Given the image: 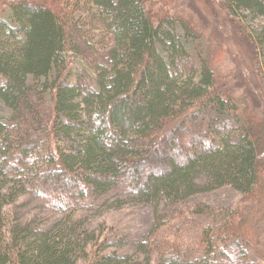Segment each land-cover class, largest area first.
I'll list each match as a JSON object with an SVG mask.
<instances>
[{"label": "trees", "instance_id": "trees-1", "mask_svg": "<svg viewBox=\"0 0 264 264\" xmlns=\"http://www.w3.org/2000/svg\"><path fill=\"white\" fill-rule=\"evenodd\" d=\"M78 1L111 43L105 63L78 58L77 5L0 8V264H247L264 220V116L217 70L218 31L150 0ZM218 1L264 82V0ZM226 187L249 204L199 200ZM112 193L152 209L142 258L106 251L118 240L77 215ZM24 195L61 219L9 212Z\"/></svg>", "mask_w": 264, "mask_h": 264}, {"label": "rangeland", "instance_id": "rangeland-1", "mask_svg": "<svg viewBox=\"0 0 264 264\" xmlns=\"http://www.w3.org/2000/svg\"><path fill=\"white\" fill-rule=\"evenodd\" d=\"M9 1L12 0H0V8ZM32 1L38 4L46 3L49 5L48 7L57 12L62 10L65 2H70V6H76L79 3L77 0ZM77 6L75 21L80 31V35L76 34V37H79L80 48L78 58L90 65L105 63L111 43L105 37L100 22L94 21L88 12L92 6L86 5L83 1H80ZM148 6H154L156 11L163 9L164 12H170V15L178 14L187 20L192 18L207 34L217 30L218 32L215 33L219 34L223 43V47L219 48L217 53L215 62L217 70L220 75L227 79L225 83H228L229 87H235L237 94L244 93L246 95L250 101V106L258 111V117L264 116V89L261 87L264 82H260L256 75V51L249 41L238 34L226 7L221 1L150 0ZM256 23L259 24L260 19L256 20ZM263 122L257 125L260 130L264 127ZM199 200L208 202L216 208L219 206L238 208L244 204L246 206L249 204L248 202L243 203L242 197L229 187L201 196ZM120 201L122 202L120 203ZM8 211L17 213V216L22 220L34 217L41 218L45 221L46 227H52L62 217L44 201L30 195L22 196L14 205L9 207ZM77 215L86 219L88 228L98 234L100 238L118 240L113 241L114 243L106 251H116L122 255L138 258L143 257L136 246L153 226L150 206L134 201L126 195L112 193L108 200L99 202V205L93 210L84 209L79 211ZM255 228L253 232L256 233V237L261 238V242L256 245V249L251 250L250 257L247 258L246 262L247 264H264V220ZM228 263L227 260L225 264ZM79 264H84V262H79Z\"/></svg>", "mask_w": 264, "mask_h": 264}]
</instances>
